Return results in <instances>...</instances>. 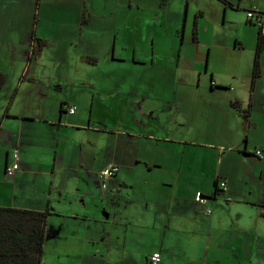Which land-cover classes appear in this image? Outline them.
Instances as JSON below:
<instances>
[{
	"label": "crops",
	"instance_id": "0c3cea01",
	"mask_svg": "<svg viewBox=\"0 0 264 264\" xmlns=\"http://www.w3.org/2000/svg\"><path fill=\"white\" fill-rule=\"evenodd\" d=\"M228 1L0 0V71H19L0 89V206L47 212L40 264L66 224L59 256L80 264H264V46L254 70L247 15L264 23V0Z\"/></svg>",
	"mask_w": 264,
	"mask_h": 264
},
{
	"label": "trees",
	"instance_id": "16d2710c",
	"mask_svg": "<svg viewBox=\"0 0 264 264\" xmlns=\"http://www.w3.org/2000/svg\"><path fill=\"white\" fill-rule=\"evenodd\" d=\"M223 2L230 3L228 0ZM249 10V9H248ZM247 10V11H248ZM254 23L251 19H248ZM255 24V23H254ZM259 28V26H258ZM253 69L258 64V55L264 46V36L258 31ZM43 42H39L42 44ZM7 75L0 71V89L5 84ZM233 105L247 118L249 108ZM218 181L214 192L219 191ZM47 212L14 206H0V264H40Z\"/></svg>",
	"mask_w": 264,
	"mask_h": 264
},
{
	"label": "rangeland",
	"instance_id": "374dc122",
	"mask_svg": "<svg viewBox=\"0 0 264 264\" xmlns=\"http://www.w3.org/2000/svg\"><path fill=\"white\" fill-rule=\"evenodd\" d=\"M255 26H258V25L255 24ZM255 26L254 27L252 26V27L255 28ZM1 55L2 54H0V57H1ZM248 57H250V54L248 53L247 49L241 50L240 54L232 55L233 60L236 61L237 63H240L239 65L241 67H243L245 65L246 71L248 70V64H251V62H248ZM46 61H48V58H46ZM24 63H26L25 60L23 62L20 59H18V60H16V62L14 64H24ZM49 63L52 64L50 61H49ZM100 64H104V63H100ZM110 64H128V61L123 62V61H116L115 60V61H111ZM157 64H173V63L171 61L168 62V61H164V59H161V61ZM180 64H188V63L181 62ZM203 64H205V62H203ZM7 67H8L7 71L9 73L8 74L9 76H7L6 84L4 87H6L8 84H10V86L12 88H14L16 81L18 79V75H19L18 72L19 71L15 72L12 69V67H10L8 65H7ZM120 71H125V70L121 69ZM120 71H118V73H120ZM121 73H126V72H121ZM96 74L99 78H104L106 76L104 70L96 71ZM137 75L138 76H146L145 73L142 71L137 72ZM125 76L132 77V75L129 73L125 74ZM169 76H171V73H169ZM123 91L126 92L125 88L123 89ZM128 92H130V91L128 90ZM131 104H132L131 102L128 103L129 106H131ZM252 119H253V116H252ZM248 130H249V134L253 138H259V137L263 136V134H261V127L251 125L250 128H248ZM250 146H252V144ZM213 152H218V150L216 148L203 147V148H200L198 150V157H199V159L211 158L213 156ZM194 156H195V154H194ZM244 204H246V203H244ZM250 206H251V204H250ZM65 228L66 229L64 230L63 235H67V224H66ZM63 235H62V238L60 240H58L56 244H48L46 246V256L44 258L43 264H80L79 261H76V260L70 259V258L68 259L67 256H59L61 252L63 253L67 249V242L66 243L64 242L65 240H64ZM148 245H149L148 242L142 240V243H140L138 245L134 244V243L131 244V248L142 247L143 249H146L148 247ZM155 246H156V243H155Z\"/></svg>",
	"mask_w": 264,
	"mask_h": 264
},
{
	"label": "built area",
	"instance_id": "2783aa9c",
	"mask_svg": "<svg viewBox=\"0 0 264 264\" xmlns=\"http://www.w3.org/2000/svg\"><path fill=\"white\" fill-rule=\"evenodd\" d=\"M247 15L249 19L255 18L253 22L259 26L260 33L261 35L264 36V23L262 22L261 16L258 13H256L255 10H252V9H249L247 11ZM68 108L70 111L74 110V106H68ZM256 152L259 153V150H256ZM12 157H13L12 162L7 164L5 168L6 174L10 176L14 175L19 167L20 155H19L18 148L12 149ZM117 170H118V165L116 163H109L100 171L99 175L103 179V185H105L104 180L109 178L111 175H113ZM218 186L220 188H226L225 181L223 180L219 181ZM194 197H195V200L199 202H205L207 199L206 195L201 190H197L195 192ZM207 210L210 211L211 209L208 208ZM160 258L161 256L159 252H153L150 255V260L152 264L158 263Z\"/></svg>",
	"mask_w": 264,
	"mask_h": 264
}]
</instances>
